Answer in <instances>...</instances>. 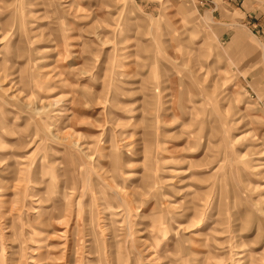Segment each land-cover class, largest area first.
Wrapping results in <instances>:
<instances>
[{"label": "rangeland", "instance_id": "374dc122", "mask_svg": "<svg viewBox=\"0 0 264 264\" xmlns=\"http://www.w3.org/2000/svg\"><path fill=\"white\" fill-rule=\"evenodd\" d=\"M0 264H264V0H0Z\"/></svg>", "mask_w": 264, "mask_h": 264}]
</instances>
